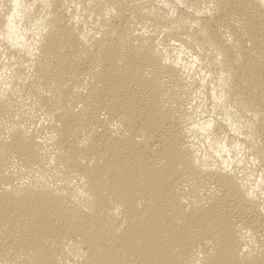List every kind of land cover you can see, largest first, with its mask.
<instances>
[{
    "label": "bare ground",
    "instance_id": "bare-ground-1",
    "mask_svg": "<svg viewBox=\"0 0 264 264\" xmlns=\"http://www.w3.org/2000/svg\"><path fill=\"white\" fill-rule=\"evenodd\" d=\"M0 264H264V0H0Z\"/></svg>",
    "mask_w": 264,
    "mask_h": 264
}]
</instances>
